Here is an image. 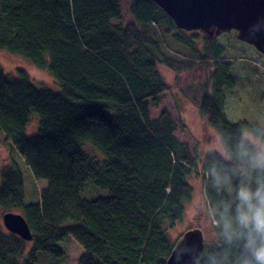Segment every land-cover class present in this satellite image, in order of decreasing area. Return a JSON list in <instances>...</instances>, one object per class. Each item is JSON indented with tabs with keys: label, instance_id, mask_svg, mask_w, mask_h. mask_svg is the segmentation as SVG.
Segmentation results:
<instances>
[{
	"label": "trees",
	"instance_id": "trees-1",
	"mask_svg": "<svg viewBox=\"0 0 264 264\" xmlns=\"http://www.w3.org/2000/svg\"><path fill=\"white\" fill-rule=\"evenodd\" d=\"M129 9L133 21L123 25L118 0H0V50L58 87L35 86L24 70L7 76L0 65V137L48 183L25 204L20 167L0 168V215L19 211L32 234L22 240L0 218V264L59 258L68 237L85 250L79 264H166L180 238L170 231L193 197L190 177H203L201 156L175 135L171 113L150 117L170 88L160 66L216 135L248 123L227 119L233 67L214 37L202 35L199 47L200 34L178 28L152 0ZM199 69L193 86L181 79ZM33 114L37 130L28 134ZM91 181L108 194L83 197Z\"/></svg>",
	"mask_w": 264,
	"mask_h": 264
},
{
	"label": "rangeland",
	"instance_id": "rangeland-1",
	"mask_svg": "<svg viewBox=\"0 0 264 264\" xmlns=\"http://www.w3.org/2000/svg\"><path fill=\"white\" fill-rule=\"evenodd\" d=\"M118 1L122 12L120 23L125 25L132 22L133 17L129 9L132 0ZM192 32L200 34L197 44L199 47H202V35L205 34L199 31ZM214 38L223 47L224 56L228 62L232 63L233 67L232 74L235 87L232 90L225 91L227 98L225 113L227 119L230 122L241 120L251 122L264 119V55L256 50L254 46L238 40L235 30L221 32L214 36ZM0 65L7 76L14 77L18 70H24L35 86L58 89L56 81L48 72L34 67L29 61L19 55L0 50ZM159 70L170 88L161 95L159 104L150 108V117L154 119L162 111H169L172 118L177 122L175 135L181 141L188 143L193 153H199L201 156L202 150L214 140L216 134L207 124L206 118L174 86L175 75L164 66H160ZM201 71L202 69L186 71L184 72V76H181V79L190 80L191 86H193L196 79L202 80V77L199 78L197 76L201 75ZM33 115L34 117L30 118L26 127L28 134H34L37 130L38 118H36L37 115ZM88 150L90 151V149ZM9 164H17L23 172L22 178L25 192L23 199L25 204L32 205V203L38 202L40 200V193L47 187L48 183L44 180L36 179L31 170L25 166L17 150L10 144L4 143L0 137V168ZM201 182V177L197 175L190 177V183L193 187V197L185 205L186 212L183 220L170 231L172 239L182 237L183 233L193 228L202 230L204 241L212 239L208 220L205 217L193 215ZM91 184H93L92 181L86 184L87 187L82 193L83 197L94 199L98 195L104 196L108 194L103 189L96 188V190H93ZM13 212L19 213V211ZM0 218L2 219V214ZM60 247L64 252L61 257L55 258L48 254H42L38 257V264H79V259L85 252L80 244L72 237H68L60 244Z\"/></svg>",
	"mask_w": 264,
	"mask_h": 264
},
{
	"label": "clouds",
	"instance_id": "clouds-1",
	"mask_svg": "<svg viewBox=\"0 0 264 264\" xmlns=\"http://www.w3.org/2000/svg\"><path fill=\"white\" fill-rule=\"evenodd\" d=\"M201 163L193 215L208 220L213 242L180 241L176 264H264V119L220 130Z\"/></svg>",
	"mask_w": 264,
	"mask_h": 264
},
{
	"label": "water",
	"instance_id": "water-1",
	"mask_svg": "<svg viewBox=\"0 0 264 264\" xmlns=\"http://www.w3.org/2000/svg\"><path fill=\"white\" fill-rule=\"evenodd\" d=\"M159 5L175 25L186 31H199L209 37L235 30L238 40L246 42L264 55V0H152ZM4 227L22 240L32 239L23 215L7 211L2 214ZM204 241L201 229H190L177 241ZM176 243V244H177ZM175 246L166 264H176Z\"/></svg>",
	"mask_w": 264,
	"mask_h": 264
},
{
	"label": "crops",
	"instance_id": "crops-1",
	"mask_svg": "<svg viewBox=\"0 0 264 264\" xmlns=\"http://www.w3.org/2000/svg\"><path fill=\"white\" fill-rule=\"evenodd\" d=\"M213 130V129H212ZM213 132H214V130H213Z\"/></svg>",
	"mask_w": 264,
	"mask_h": 264
}]
</instances>
